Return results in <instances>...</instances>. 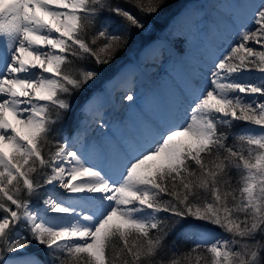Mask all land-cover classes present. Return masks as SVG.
<instances>
[{"label": "snow or ice", "instance_id": "6c2138e0", "mask_svg": "<svg viewBox=\"0 0 264 264\" xmlns=\"http://www.w3.org/2000/svg\"><path fill=\"white\" fill-rule=\"evenodd\" d=\"M164 3L0 0V264H41L27 253L32 242L44 246L50 264H264V78L237 79L264 76V50L248 46L264 45V0L252 14L255 27L242 26L212 58L206 83L179 90L140 134L125 136L123 121L101 117L99 128L108 131L95 143L77 149L49 139L72 96L99 75H72L69 57L109 65L126 42L104 26L92 31L99 17L112 13L130 34L146 23L129 7L147 17ZM122 100L132 107L136 97ZM147 100L158 108L155 93ZM235 122L259 131L232 133ZM33 196L42 210L32 207ZM189 218L228 238L174 249L168 238Z\"/></svg>", "mask_w": 264, "mask_h": 264}, {"label": "rangeland", "instance_id": "374dc122", "mask_svg": "<svg viewBox=\"0 0 264 264\" xmlns=\"http://www.w3.org/2000/svg\"><path fill=\"white\" fill-rule=\"evenodd\" d=\"M188 2L186 3L187 5L181 8L180 12L174 15L170 24H167L166 21V26L159 33L161 37L158 40H154L146 47L145 50H140L138 56L134 57V55H132L131 61L127 65L128 74L131 73V70L137 68L136 65L138 63H142L145 67L146 62L144 61L146 58L153 56L156 52L162 50V54H165L166 56L164 59H161V64H163L164 61L167 62V64L163 67L160 65L161 69L158 68L157 70H154L153 74H155V76L160 80H163L164 85L167 84L169 78L175 80V88L179 90H187L188 85L195 84L197 81L206 83L204 74L208 65L211 63L212 58L215 55H218L222 48H226L229 44L235 42L236 36L242 26L249 29L255 27L251 19L254 9H251L250 1L192 0V2ZM235 3H241L242 6L240 8L237 7V9H239L238 12L231 13L230 10L235 7ZM260 3L261 0L259 1V4ZM208 7L212 9V13L208 10ZM257 7L258 5H256V8ZM250 9L251 11L248 13V10ZM243 14H246L245 17L247 21H237L235 24L230 23V19H232L233 22L235 21V16H241L242 20ZM154 29V26H150L146 30V33L154 31ZM229 33H231V35H229ZM154 45L157 47L150 50V48ZM248 46L254 47L257 51L264 50V45L253 41H249ZM201 64H206V68H202ZM136 71L139 73L138 70ZM46 75L49 74L46 73ZM157 78L154 80L157 81ZM262 78H264V76H262V74L258 71L244 72L237 77V79H240L241 82L249 81L253 83L259 82ZM100 88L103 89V86L101 85ZM167 89V91H163V93L166 97V104L171 105L175 101L170 95L172 92L170 89L173 90V88L167 85ZM105 92V89H103L101 93L99 91L98 93L100 94H98L95 99L100 96L104 97L102 94H105ZM156 95L158 96V93H156ZM144 97L145 96L143 95L136 97L135 104L132 107H129L130 102H128L127 105H123L122 108L126 109L130 113L131 119H138L141 116L140 114H137V109H139L138 107L141 103H144ZM104 103L106 102L104 101ZM83 107L82 105H79L76 111V115L79 116L81 119L80 121L82 122L84 120L81 118V115L87 108L84 107L83 109ZM92 107H88L89 111L93 109ZM81 108L83 110L80 111ZM86 122L88 123L89 120H86ZM247 128H251L254 132L259 131L258 126H250L247 124H245L242 129ZM71 139V137H68L66 140L70 141ZM42 206V203L39 205H33L32 203V207L37 210H40ZM179 236L190 241L193 245L196 243L210 244L218 237L228 238L227 234L223 231H218L211 227L200 226L199 224H192L187 228L182 229L181 232H179ZM27 253L41 261L36 254L30 253L28 250ZM41 264L46 263L41 261Z\"/></svg>", "mask_w": 264, "mask_h": 264}, {"label": "trees", "instance_id": "16d2710c", "mask_svg": "<svg viewBox=\"0 0 264 264\" xmlns=\"http://www.w3.org/2000/svg\"><path fill=\"white\" fill-rule=\"evenodd\" d=\"M187 1L189 0H165L163 7L160 8L157 14L147 17L141 16V14L134 8H130L128 5H124L125 7H129L130 11H132L146 23L145 30L141 31L133 28L131 29L130 34L126 33L124 22L121 20V18L113 15L112 13L105 11L103 15L99 17V20L92 31H95L101 26H104L109 32L113 34L127 35L126 42L121 45V49L117 52L116 58L109 65L97 66L94 60L90 57L83 59L69 57V60L71 62L67 64L66 70L72 75H76L78 70L83 69H96L99 72V75L94 81H90L82 91L76 92L72 96L71 111L68 112L62 120L53 125V131L49 135L50 140L55 141L59 139H65L66 136H69V134L72 133L79 122V116L76 115L78 106L82 105L83 102L88 99L95 91H98L103 81L109 78L116 69H118L127 61L131 60L132 55L137 56L139 54V51L147 43L154 40L158 36H161L159 33L166 26V21L168 22L169 17L175 14ZM115 2H120V0H115ZM150 26H154V31L146 33V30ZM87 36L90 39L91 33H88ZM244 125L245 124L243 122H235L234 126L231 129V132L238 133L244 127ZM229 142L231 143L232 140L230 139ZM50 147H52L54 150V144L50 145ZM45 151L47 152V149H45ZM232 175L233 177L237 175L235 170H233ZM24 198L28 199L26 195H24ZM39 200L40 199L35 196L31 197V201L33 202H39ZM160 215L164 216L166 214L161 213ZM192 224H199L200 226L221 230L219 227H216L210 223L193 220L191 218L184 220L175 227V230L168 238L169 244H172V242L175 241V243L172 245L174 249L183 250L193 245L190 241L181 238V236H178L179 232H181L182 229L187 228ZM27 250L28 252L35 253L38 258H40L44 263L50 264V258L46 253L44 246L39 245L36 242H32ZM205 255L208 257L211 256L210 253H205Z\"/></svg>", "mask_w": 264, "mask_h": 264}, {"label": "bare ground", "instance_id": "6f19581e", "mask_svg": "<svg viewBox=\"0 0 264 264\" xmlns=\"http://www.w3.org/2000/svg\"><path fill=\"white\" fill-rule=\"evenodd\" d=\"M258 7H259V5H258ZM238 11H239V9H237V7H233L230 10L231 13L238 12ZM49 50H51V49H49ZM157 64H159V63H157ZM33 71H38V70H33ZM124 71H126V68L124 69ZM45 75H46V73H45ZM147 83H148V86H150L151 89L154 88V85L151 82H149V81H144L142 83L136 82V83H134L132 85H129L128 88H133L134 86H136L134 89L130 90L131 92H133L136 88L141 89V87H146ZM174 84H175V80H173V79L170 78L169 81L167 82V84H165V86H166V88H167V85L169 87H172L173 88V90L170 89L172 91V94H173L172 95V99L173 100H176V98H178V96H179L178 95L179 89H176L175 88L176 86ZM142 93L143 92H141V93L138 92L136 95L134 94V96L135 97H138ZM118 101L120 102L117 105L118 108H114L112 105L104 106V108L99 111V115H96L95 119H93V121H92L93 124L92 125L94 127V130H96L98 133H103L105 131V130L103 131V129H100L99 128V122H100V118L101 117L105 121H107L109 124H111V125L119 124L124 118H130V113L126 109H123L122 108L123 105H127L128 104V101L122 100V98L119 99ZM150 108H152V107L150 106ZM150 108H148L149 110L143 109L144 111L143 110L141 111V110H138L137 109V114H140L141 117H142L143 116V113L142 112H145L146 115L148 116V118L155 119L157 116L154 115L153 112L152 113L150 112ZM144 122L146 123V121H144ZM131 125H132V123L129 121L128 126H131ZM125 126H127V124H125ZM105 129H107V128H105ZM124 129H122L121 131L123 132ZM121 131H118V132H121ZM81 141L95 143L94 140H90V137L88 135L86 136L85 134H82V136L80 137V139L78 141L71 140L70 142L75 143L76 148L79 149L80 146H81L80 145V142ZM97 162L99 163V161H97Z\"/></svg>", "mask_w": 264, "mask_h": 264}]
</instances>
